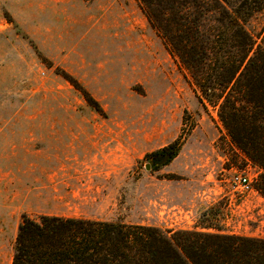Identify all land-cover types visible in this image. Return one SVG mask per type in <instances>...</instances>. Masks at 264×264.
Here are the masks:
<instances>
[{"label":"rangeland","instance_id":"obj_1","mask_svg":"<svg viewBox=\"0 0 264 264\" xmlns=\"http://www.w3.org/2000/svg\"><path fill=\"white\" fill-rule=\"evenodd\" d=\"M197 95L137 0H0V264L23 216L264 237L262 169Z\"/></svg>","mask_w":264,"mask_h":264},{"label":"trees","instance_id":"obj_2","mask_svg":"<svg viewBox=\"0 0 264 264\" xmlns=\"http://www.w3.org/2000/svg\"><path fill=\"white\" fill-rule=\"evenodd\" d=\"M137 1L191 75L199 102L262 169L264 193V46L246 28L264 0ZM179 145L177 138L153 153L170 160ZM10 264H264V237L23 216Z\"/></svg>","mask_w":264,"mask_h":264},{"label":"built area","instance_id":"obj_3","mask_svg":"<svg viewBox=\"0 0 264 264\" xmlns=\"http://www.w3.org/2000/svg\"><path fill=\"white\" fill-rule=\"evenodd\" d=\"M232 190L236 193H248L252 189L250 178L247 173H235L231 180Z\"/></svg>","mask_w":264,"mask_h":264},{"label":"crops","instance_id":"obj_4","mask_svg":"<svg viewBox=\"0 0 264 264\" xmlns=\"http://www.w3.org/2000/svg\"><path fill=\"white\" fill-rule=\"evenodd\" d=\"M56 139V138H55Z\"/></svg>","mask_w":264,"mask_h":264}]
</instances>
